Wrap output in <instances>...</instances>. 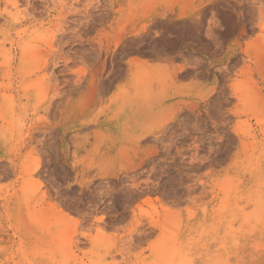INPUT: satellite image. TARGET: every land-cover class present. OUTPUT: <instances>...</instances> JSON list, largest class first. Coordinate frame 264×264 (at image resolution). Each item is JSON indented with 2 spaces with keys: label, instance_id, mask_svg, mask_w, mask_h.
<instances>
[{
  "label": "rangeland",
  "instance_id": "1",
  "mask_svg": "<svg viewBox=\"0 0 264 264\" xmlns=\"http://www.w3.org/2000/svg\"><path fill=\"white\" fill-rule=\"evenodd\" d=\"M0 264H264V0H0Z\"/></svg>",
  "mask_w": 264,
  "mask_h": 264
},
{
  "label": "bare ground",
  "instance_id": "2",
  "mask_svg": "<svg viewBox=\"0 0 264 264\" xmlns=\"http://www.w3.org/2000/svg\"><path fill=\"white\" fill-rule=\"evenodd\" d=\"M9 1H10V0H9ZM136 63H137V62H136ZM139 63H140V62H139ZM139 63H137V64H139ZM139 65H141V63H140ZM134 66H137V65H134ZM134 66H133V67H134ZM141 67H142V65H141ZM144 108H146V107H144ZM143 114H144V113H143ZM143 116H144V115H143ZM137 118H138V117H137ZM154 119H155V118H151V120H149V121H155ZM149 123L151 124V122H149ZM152 124H153V122H152Z\"/></svg>",
  "mask_w": 264,
  "mask_h": 264
}]
</instances>
